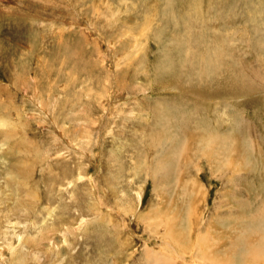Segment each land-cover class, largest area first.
I'll use <instances>...</instances> for the list:
<instances>
[{"label":"rangeland","instance_id":"rangeland-1","mask_svg":"<svg viewBox=\"0 0 264 264\" xmlns=\"http://www.w3.org/2000/svg\"><path fill=\"white\" fill-rule=\"evenodd\" d=\"M235 261L264 264V0H0V264Z\"/></svg>","mask_w":264,"mask_h":264},{"label":"bare ground","instance_id":"bare-ground-1","mask_svg":"<svg viewBox=\"0 0 264 264\" xmlns=\"http://www.w3.org/2000/svg\"><path fill=\"white\" fill-rule=\"evenodd\" d=\"M116 18H117V16H116ZM116 20H117V19H116ZM191 55H192V54H191ZM185 62H186V61H185ZM217 66H218V65H217ZM208 67H209V66H208ZM214 69H215V68H214ZM229 69H230V68H229ZM207 75H208V73H207ZM216 88H217V87H216ZM238 89H239V88H238ZM247 89H248V88H244L243 90H244V91H252V92H253L252 88H249V90H247ZM234 91H236V92H235V94H236V93H237V90H234ZM238 91H240V90H238ZM244 91H243V92H244ZM182 92H184V91H182ZM243 92H240V93L242 94ZM252 92H251V93H252ZM246 93H247V95H248V92H246ZM246 93H243V94H246ZM227 94H228V93H227ZM229 94H230V93H229ZM233 94H234V93H233ZM231 95H232V94H230V96H229V95H227V96H229V98H230ZM240 96L242 97V96H244V95H240ZM240 96H239V97H240ZM232 97L234 98L233 95H232ZM235 97H236V96H235ZM237 98H238V97H237ZM207 99H208V98H207ZM242 99H243V98H242ZM161 122H162V121H161ZM218 130H219V129H218ZM232 133L234 134V132H232ZM213 134H214V133H213ZM237 134H238V133H237ZM239 134H240V133H239ZM222 135H223V134H222ZM240 135H241V134H240ZM209 136H210V135H209ZM212 136H213V135H212ZM215 136H217V134H216ZM218 136H219V137H218ZM218 136H217L218 138L215 137L216 140H217L220 144H221V143L224 144V145H223L224 147L227 146V147H229V149H230V148H232V147L234 148V143H235V145H236V137H235V139H234V137L231 136V135H223V136H220V133H219ZM238 137H239V136H238ZM211 138H212V137H211ZM211 138H210V139H211ZM165 140H166V139H165ZM172 140H173V139H172ZM213 140H214V139H213ZM173 141H174V140H173ZM169 142H170V141H169ZM210 143H211L212 145H215L217 142H212V140H211ZM259 143H260V142H259ZM167 144H168V143H167ZM170 144H171V143H170ZM237 144H238V143H237ZM209 147H210V146H209ZM209 147H208V148H209ZM211 147H212V146H211ZM237 147H238V146H237ZM168 148H169V147H168ZM218 148H220V147H218ZM213 149H214V148H213ZM223 149H224V148H223ZM261 149H262V148H261ZM261 149H260V150H261ZM168 150H169V149H168ZM206 150H207V149H206ZM214 150H215V149H214ZM226 150H227V148H226ZM232 150H233V149H232ZM235 150H236V148H235ZM239 150H240V149H239ZM172 151H173V150H172ZM222 152H223V151H222ZM222 152H221V153H222ZM230 152H231V151H230ZM233 152L236 153V151H232L231 153H233ZM240 152H241V151H240ZM262 152H263V151H262ZM202 153H203V152H202ZM207 153H209V152H207ZM209 154H211V152H210ZM215 154H216V153H215ZM217 154H218V153H217ZM206 155H208V154H206ZM225 155H226V154H225ZM217 156H218V155H217ZM243 156H244V155H243ZM240 157H241V156H240ZM260 157H261V156H260ZM216 158H217V157H216ZM242 158H243V157H242ZM169 159H170V157H169ZM214 159H215V158H214ZM225 159H226V158H225ZM207 160H208V159H207ZM210 160H212V159L210 158ZM234 160H235V159H234ZM213 161H215V160H212V162H213ZM217 161H218V160H217ZM222 161H224V160H222ZM238 164H239V163H238ZM165 167H166V166H165ZM221 167H222V166H221ZM212 168H213V167H212ZM218 168H220V166H219ZM240 169H241V168H240ZM226 176H227V175H226ZM231 178H232V177H231ZM170 220H171V219H170ZM161 221H162V220H161ZM173 222H174V221H173ZM179 223H180V222H179ZM177 226H178V225H177ZM179 226H180V225H179ZM181 226H182V225H181ZM197 228H198V227H197ZM168 232H169V231H168ZM170 232H171V231H170ZM172 232H173V231H172ZM172 232H171V234H172ZM173 234H174V233H173ZM179 234H180V233L178 232L177 235L179 236ZM178 236H177V237H178ZM170 237H172V236H170ZM201 237H202V236H201ZM181 238H182V237H181ZM218 238H219V237H218ZM181 240H183V239H181ZM241 242H242V241H241ZM175 243H176V242H175ZM220 243H221V242H220ZM231 243H232V242H231ZM177 245H178V243H177ZM230 246H231V245H230ZM243 248H244V247H243ZM235 249H236V248H235ZM244 249H245V248H244ZM206 250H207V249H206ZM224 252H225V251H224ZM175 253H176V252H175ZM234 253H235V251H234ZM253 253H254V252H252V254H250V255L248 256L247 260H255L257 254H254V255H253ZM243 254H244V253H243ZM215 255H216V254H215ZM238 255H239V254H238ZM148 256H149V255H148ZM210 256H211V255H210ZM219 256H220V255H219ZM226 256H227V254H226ZM230 256H233V255H230ZM203 257H204V256H203ZM208 257H209V256H208ZM217 257H218V256H217ZM233 257H234V256H233ZM239 257H240V256H239ZM242 257H243V256H242ZM242 257H241V258H242ZM180 258H181V257H180ZM201 258H202V257H201ZM209 258H210V257H209ZM213 258H214V257H213ZM213 258H212V259H213ZM230 258H231V257H230ZM202 259H203V258H202ZM202 259H201V260H202ZM216 259H217V258H216ZM216 259H215V260H216ZM219 259H222V258L220 257ZM219 259H218V261H220ZM232 259H233V258H232ZM234 259H235V257H234ZM237 259H240V258H237ZM213 260H214V259H213ZM241 260H242V259H241ZM241 260H239V262H240ZM210 261H211V260H210ZM224 261H228V259H227V260H224ZM233 261H234V260H233ZM242 261H243V260H242ZM216 262H217V261H216ZM221 262H222V261H221ZM228 262H229V261H228ZM235 262H237V261H235ZM248 263H249V262H248ZM248 263H247V264H248ZM213 264H214V263H213ZM219 264H220V263H219ZM228 264H229V263H228ZM237 264H239V263L237 262Z\"/></svg>","mask_w":264,"mask_h":264}]
</instances>
